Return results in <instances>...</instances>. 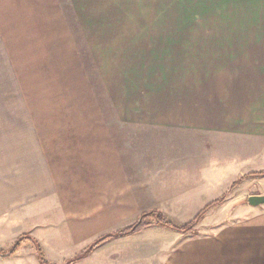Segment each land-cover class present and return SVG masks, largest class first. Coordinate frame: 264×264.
I'll list each match as a JSON object with an SVG mask.
<instances>
[{
  "label": "crops",
  "instance_id": "0c3cea01",
  "mask_svg": "<svg viewBox=\"0 0 264 264\" xmlns=\"http://www.w3.org/2000/svg\"><path fill=\"white\" fill-rule=\"evenodd\" d=\"M61 2L0 0V40L8 46L0 72L24 69L15 54L6 56L19 40L39 38L30 24L73 22ZM133 4L141 21L150 5L148 20L158 25L119 36L134 39L146 63L134 80L139 88L101 123L43 127L39 142H27L30 128H7L13 112H0V264H40L36 246L47 264H86L99 251L102 264H124L112 249L127 240L137 248L141 241L150 264H264V204L245 202L264 194V176L248 175L264 170V0ZM97 10L88 1L79 7L85 35L87 23L111 21L106 12L93 19ZM3 80L0 88L10 86ZM232 183L231 198L192 230L153 218L85 255L147 212L188 224ZM45 196H53L52 209L39 208Z\"/></svg>",
  "mask_w": 264,
  "mask_h": 264
},
{
  "label": "rangeland",
  "instance_id": "374dc122",
  "mask_svg": "<svg viewBox=\"0 0 264 264\" xmlns=\"http://www.w3.org/2000/svg\"><path fill=\"white\" fill-rule=\"evenodd\" d=\"M87 1L94 5L95 10L98 9L93 13V19L105 12L106 15L113 16L106 17L111 21L87 23L85 35L79 22V7H84ZM100 3L102 5L99 6ZM123 5V1L116 0H63L61 8L66 18L67 13H70L72 23L46 21L40 23L39 28L35 26L37 24H30L29 31L33 30L32 34L39 38L19 40L16 44L19 49H14L12 55L6 56L9 59L15 54L14 57L19 62L17 66L24 69L0 72L2 78L10 80V86L0 88V112H13L12 121L5 122L7 128L13 127L15 130L18 126L28 127L31 134L24 135V139L28 138L27 142H39V133L43 127L66 123L82 127L93 123L96 126V122H102L105 111L117 109L126 96L139 88H134V80L139 79L144 72L138 69L146 63L143 55L147 53H141L139 48L134 47V39L119 36L128 31H150L152 26L156 30L158 22L148 20L152 9L150 5L144 11L146 21L139 20L142 11L139 16L134 17L133 0H128L122 8ZM158 15L162 17L160 12ZM119 18L124 22L117 21ZM135 19L139 21L136 22ZM20 26L25 28L24 24ZM90 35L92 36L89 37ZM7 51L6 41L0 40V52ZM7 95L10 100H6ZM231 192L220 204L231 198ZM222 196L223 194L220 197ZM39 202V208L43 210L54 206L53 196H45ZM25 209L28 210L29 207ZM162 216L174 227L186 225H175L169 218ZM127 241L122 244L124 247L119 245L121 250H118V245L112 249L121 253V261H126L124 264H150L149 250L141 246V241L137 243L138 248L136 243ZM133 258L138 259L130 263L128 260ZM86 264H102L100 251Z\"/></svg>",
  "mask_w": 264,
  "mask_h": 264
},
{
  "label": "trees",
  "instance_id": "16d2710c",
  "mask_svg": "<svg viewBox=\"0 0 264 264\" xmlns=\"http://www.w3.org/2000/svg\"><path fill=\"white\" fill-rule=\"evenodd\" d=\"M249 176H264V170L262 171H257V172H252L250 174H248ZM237 183H233L231 185V187L229 188V190H227V192H225V194H223L222 197L216 199L215 201L209 203L206 208H204L191 222H189L188 224L184 225L183 227H174L172 226L170 223H168L164 217L158 213L157 211H151V212H147L142 214L139 219L132 225L118 231L115 232L113 234H108L106 236H104L103 238L97 240V242H95L90 248L89 250H87V252H89L90 250H92L93 248H95L98 244H100L102 241H104L105 239H109L111 237L114 236H125V235H129V234H135V233H139L141 230H143L145 227L149 226V224H151L150 219H155L156 223H159L167 228L179 231V232H184V231H188L189 229H191L192 227H194L199 221L200 219L203 217V215L206 213V211L216 205V204H220L221 202H223L226 198V196L228 195V193L231 192V190L235 187ZM247 202V199L245 200ZM20 240H17L13 246V248H11V251L8 253H13L15 251V248H17L20 244L19 242ZM36 251H37V257L38 260L40 262V264H47V262H45L42 254H41V250L38 246H36ZM86 252V253H87ZM85 253V254H86ZM82 255V254H81ZM80 255V256H81ZM82 257V256H81ZM79 257V258H81ZM74 261V260H73ZM70 263V262H69ZM68 264V263H67Z\"/></svg>",
  "mask_w": 264,
  "mask_h": 264
},
{
  "label": "water",
  "instance_id": "95a60500",
  "mask_svg": "<svg viewBox=\"0 0 264 264\" xmlns=\"http://www.w3.org/2000/svg\"><path fill=\"white\" fill-rule=\"evenodd\" d=\"M247 202L251 206L264 204V194H251L247 197Z\"/></svg>",
  "mask_w": 264,
  "mask_h": 264
}]
</instances>
